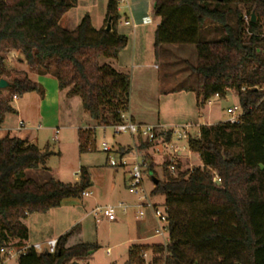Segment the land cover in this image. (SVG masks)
<instances>
[{
    "label": "trees",
    "instance_id": "obj_1",
    "mask_svg": "<svg viewBox=\"0 0 264 264\" xmlns=\"http://www.w3.org/2000/svg\"><path fill=\"white\" fill-rule=\"evenodd\" d=\"M77 3L0 0V80L11 74L5 55L20 52L40 74L56 77L68 97L79 96L95 126L110 127L124 122L121 114L129 110L131 76L102 59L118 58L128 36L116 28L122 18L117 0H109L106 9V23L112 17L111 32L94 27L88 13L76 29L63 27L62 17ZM240 4L255 13V22L252 15L249 21L244 19ZM152 13L160 19L156 53L163 45L196 46L197 64L191 71L197 87L190 90L196 92L198 107L234 89L243 115L239 123L203 125L199 136L188 139L202 165L183 170L176 161L164 164V179H157L152 195L165 196L169 244L134 245L130 260L143 264L141 254L153 248L152 264H264V0H152ZM210 25L221 36L201 40ZM8 82L7 89L18 97L40 91L27 75ZM3 90L0 126L8 113L15 112L12 98L2 99ZM78 134L80 152L89 151L95 130L79 129ZM139 140L140 148L148 151L150 144ZM51 154L15 136L0 139V248L25 246L29 215L47 213L92 186L86 167L75 184L53 177L40 183L30 177L31 171L50 172L44 165ZM149 162L154 175L150 157ZM71 236L72 229L61 235L54 253L30 248L17 264H78L77 258L99 248L88 242L72 244Z\"/></svg>",
    "mask_w": 264,
    "mask_h": 264
},
{
    "label": "rangeland",
    "instance_id": "obj_2",
    "mask_svg": "<svg viewBox=\"0 0 264 264\" xmlns=\"http://www.w3.org/2000/svg\"><path fill=\"white\" fill-rule=\"evenodd\" d=\"M107 2L108 0H96L95 7L91 8L96 22L104 17ZM119 8L123 17L125 7L120 6ZM84 9L86 8L81 7L73 13L77 16L85 14L86 12L83 13ZM239 9L248 17L253 13L245 4H240ZM221 34L220 30L215 29V25H210L202 31L201 40H216ZM158 58L157 65L160 66L162 80L165 83L161 88L164 93L163 96L146 102V108L154 112L158 111L160 107L161 121L165 124V128L171 131L172 141L168 142L167 138H164L166 143H160L161 146L159 145L158 148L157 144L161 140L158 136L154 146L147 151V156L148 159L149 157L152 158L155 172L153 176L163 180L166 161L176 160L181 164L183 170L202 165L198 153L192 152L188 147L189 136L195 137L199 130L198 126L191 124L194 117L198 115L195 96L186 89L182 90L188 87H197V77L191 71V66L197 64V49L195 45H163L158 51ZM170 71L174 72L171 73ZM15 75L21 76V73L9 74L4 79L11 80ZM12 95L11 92L9 99L12 98ZM26 97L32 100V96ZM11 100L14 101V99ZM19 102L22 105L21 118L24 116L27 129L35 131L37 125H42L43 128L38 131L40 146L44 151L52 153L46 163L47 167L51 169L50 172L40 171L36 173L31 171L29 176L40 183L49 177H53L63 183L75 184L80 179L81 168L87 167L92 183L87 191H92L91 195L65 198L59 207L51 209L47 213H33L28 216L26 222L30 228L32 244L43 242L51 237H59L72 229L70 243L88 242L99 246L92 255L77 258L78 264H130L133 262L130 260V251L134 245L164 243V238L155 233L156 224L153 217L150 222L151 210L145 209V216L143 218L137 217L138 209L135 207L137 196L128 191V174L124 168L109 166L110 157L119 159V154L116 151L121 152L120 144L131 147L134 145L136 140L132 135L115 133L112 127H98L95 129L93 146L89 147V151L81 153L76 127V121L82 116L81 108L76 107V105L68 108L65 105L61 107L57 105L56 110H61V112H56L55 108L45 109V112L40 113V117L37 119L34 112L36 107L33 103L27 104V100ZM238 103V94L234 89H230L225 97L213 96L210 106H207L208 112L203 117V121L209 122L211 125L227 122L229 120L227 108L238 105ZM138 106L145 109L142 102L138 103ZM7 121L14 124L17 119L10 115ZM56 130H59L57 141L55 140ZM184 130L188 131V136H184ZM138 142L140 143L139 139ZM105 143L114 152H105L103 150ZM174 147L177 148V153L174 152ZM154 153H156V157ZM154 184L150 171H146L144 187L150 194L151 201L161 205L165 201V196L163 194L151 195ZM122 203L131 207L127 212L118 209L116 221L107 219L95 221L91 215V210L96 205L118 206ZM144 252L147 256L144 258L143 264H152L153 248L146 249ZM134 263L138 264L137 262ZM9 264H17V259L12 260Z\"/></svg>",
    "mask_w": 264,
    "mask_h": 264
},
{
    "label": "crops",
    "instance_id": "obj_3",
    "mask_svg": "<svg viewBox=\"0 0 264 264\" xmlns=\"http://www.w3.org/2000/svg\"><path fill=\"white\" fill-rule=\"evenodd\" d=\"M129 3H130V9L125 7L124 9L125 14L121 18L120 22L116 27L119 33L128 36L127 46L120 52L118 58L102 59V62L110 63L117 70L128 73L131 76V95H130V106L128 110V115L136 123L154 124L159 127L160 129L159 136L161 138V140H159V143L157 144V147L159 148L160 143H166V140H164V138L165 139L167 138L168 142L172 141V133L170 130H167L165 128V124H163V122L161 121L160 107L158 111H154V112L151 110L149 111L146 108V102H149L150 100H153V98L156 97L159 98L163 96L164 93L161 88L165 85V83L162 80V72L160 71V66L157 65L159 58H158V52L156 53V48L154 45L155 30L160 19L154 17L152 13V0H130ZM95 4H96V0H78L77 5L74 8L70 9L66 14H64V16L60 21L61 25L64 24L63 27L72 31L76 29L82 17L88 13L91 16L92 24L94 25V27H96L97 29L104 28L106 25V21H105L106 12L104 13V17L101 18L99 22H96L94 12L91 9L95 7ZM81 7L86 8L83 10L84 11L83 13L86 12L85 14L82 15L80 14L77 16V14L73 13ZM106 9H107V5H106ZM119 11L121 12L120 9ZM126 19L130 20L131 24L125 25L123 22ZM168 64L170 65V62H168ZM5 66H6V70L11 74L15 72L21 73V76L15 75V77H24L25 75H27L31 80L37 82L40 91L28 92L24 94V96H20L18 97V99L11 101V105L14 107L15 112L8 113L6 115L4 123L0 126V139L8 134L11 136L18 137L22 140H25L29 144H34L41 151H44V149L40 146V140L38 134V131H40L43 128L42 125L40 124L37 125L35 127V131L32 129H27V127L22 129L19 128V122L20 121L25 122V120L23 119L24 116H22L21 118L22 105L19 102L24 100H27V104L33 103V105H35L36 108L34 112H35V116H37V119L40 117V113L45 112L44 111L45 109L55 108L56 112H61V110H56L57 105L59 107L65 105L66 108L71 107L72 105H76V107L81 108V114H82L81 118L76 121L77 123L76 127L78 131L79 129L95 130L98 127L106 128L104 126H95V123L92 121L89 115L84 111L82 106V99L79 96L68 97L67 90H60L58 80L56 79V77H54L52 74H40L36 68H32L28 65L25 56L20 52L12 51L8 53L5 59ZM170 72L173 73L174 71H170ZM185 89L188 92H192V94H194L195 96L194 99H195V105L198 109V115L197 117H194L191 124H194L199 127L198 133L195 136L197 137L200 134L201 126L211 125V123L203 121V117L208 112L207 106H210L211 99L205 104L204 108L200 109L198 107L196 92L191 91L190 87L184 88L182 90ZM9 94H11V90L7 88L4 89L2 92V99L4 100L8 99ZM26 96H32L31 97L32 100L27 99ZM140 102L144 103L145 109H142L141 106H138V103ZM10 115L16 117L17 119L16 123L10 124L7 121V118ZM38 126H41V128H37ZM190 137L192 136H189V138ZM129 146L130 145L120 144L121 148H126ZM174 149L177 148L174 147ZM156 151L159 150L156 149ZM156 153H154L155 157H156L155 155ZM172 161H176V160H172ZM46 163L44 167L51 170L49 167H47ZM155 164H156V160H155ZM40 171L41 169L35 172L37 173ZM150 175L153 177L155 183V179L158 178L154 177L151 171H150ZM87 191L88 190H86V192ZM88 194L91 195L92 191L87 192L86 195ZM95 207H97V205ZM95 207H93L92 210ZM149 216L151 217L150 219L151 222L153 216L152 215ZM26 225L28 226L27 222ZM144 225L146 226V224ZM28 229H29V239L28 241L25 242V245L28 244L32 245L33 242L31 239V232L29 226ZM59 237L56 236V237H51L49 239H53V238L58 239ZM43 242H36V243H43Z\"/></svg>",
    "mask_w": 264,
    "mask_h": 264
},
{
    "label": "built area",
    "instance_id": "obj_4",
    "mask_svg": "<svg viewBox=\"0 0 264 264\" xmlns=\"http://www.w3.org/2000/svg\"><path fill=\"white\" fill-rule=\"evenodd\" d=\"M118 9L120 6H124L130 9V0H117ZM244 19L249 21L250 17L244 15ZM125 25L131 24V21L126 19L123 22ZM215 96L219 97L218 94ZM12 99H18L17 95H13ZM227 113L229 114V122L239 123L243 115V110L238 103L227 108ZM121 118L124 119V122L114 124L111 127L115 130V133H128L135 138L134 145L131 150L126 153L116 152L119 154V159L116 160L113 157L109 158V165L111 167L124 168L128 174L127 179V188L130 194L137 196V204L135 207L138 209L137 217L143 218L145 216V209L151 210L152 216L155 220V233L157 236H162L164 238V247H167L169 244V219L167 214V209L163 204L159 205L151 201L150 194L147 193L144 187V174L149 169V159L148 152L140 148V143L138 139L141 138L144 141H147L152 148L157 141L160 129L157 125L154 124H141L134 122L131 117L128 115V112H123ZM27 125L24 121L19 122V128H26ZM37 128H41L38 126ZM165 131V130H164ZM59 136V130L55 131V140L57 141ZM184 136H188V131L184 130ZM138 142V143H136ZM139 144V145H138ZM103 150L105 152H114L106 143L104 144ZM175 152H178L177 149H174ZM175 162V161H172ZM155 187V184H154ZM152 193V192H151ZM87 192H83L82 195H86ZM152 195V194H151ZM131 206L128 204L115 205H106V206H97L91 211V215L96 221L107 219L109 221L117 220V210L122 209L123 212L129 210ZM58 239H48L43 243H34L28 244L21 248H17L13 245L2 246L0 248V264H9L14 259H18L21 255L25 254L30 248H33L38 253L49 252L54 253L57 248ZM147 254L144 252L141 254V257L146 258ZM130 264H135L134 262Z\"/></svg>",
    "mask_w": 264,
    "mask_h": 264
},
{
    "label": "water",
    "instance_id": "obj_5",
    "mask_svg": "<svg viewBox=\"0 0 264 264\" xmlns=\"http://www.w3.org/2000/svg\"><path fill=\"white\" fill-rule=\"evenodd\" d=\"M251 21H252V22H255V21H256V15H255L254 12L252 13ZM105 30H106V31H109V32H111V31L113 30V22H112V17H111V16L109 17V19H108V21H107V23H106ZM9 86H10V84H9V82H8L6 79L2 78V79L0 80V88H1V89H6V88H8ZM157 181H158V180L155 179V183H156Z\"/></svg>",
    "mask_w": 264,
    "mask_h": 264
}]
</instances>
